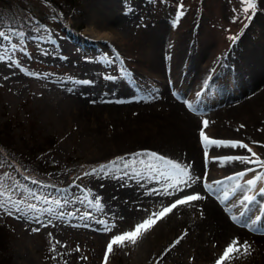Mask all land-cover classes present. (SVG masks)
Returning a JSON list of instances; mask_svg holds the SVG:
<instances>
[{"label":"rangeland","instance_id":"374dc122","mask_svg":"<svg viewBox=\"0 0 264 264\" xmlns=\"http://www.w3.org/2000/svg\"><path fill=\"white\" fill-rule=\"evenodd\" d=\"M50 1L0 0V32L4 33V36H0V56L12 57L11 61L7 59L0 61V125L7 124L8 130L12 131L14 136L9 148L10 156H12V150L22 153L26 152L28 147H36V155L32 156L31 164L27 165L20 164L0 148V177L3 178L2 182L5 185L11 184L16 187L13 199L23 196L27 198V202L36 203L42 207L49 205H42L41 201L33 200L32 194L53 200L67 199L70 202L63 207L65 215L58 216L60 209L52 205L55 211L40 215V222L32 219L31 216L19 217L10 205L5 204L0 207V237L4 238L6 244L3 257L9 260L10 264H105L107 245L112 237L134 231L137 223H130L120 216L98 210L97 207L90 208L87 202L80 204L75 201L74 197L83 198L85 195L91 199L88 195L90 181H95L99 175L100 178L104 177L102 174L85 175V173H91L92 168H99L108 159V162L119 156L133 159L134 156L130 155L131 153L127 155L126 152L137 148L160 149L159 145L161 144L158 142L174 147L168 151V154L161 149V153L157 152L159 155L166 158L168 155H172L177 162L182 161L184 150L177 143L183 137L176 132L177 129L174 126H169L154 118L119 119L105 113L92 114L87 111H81V115L78 117H64L56 106L50 108L47 100L66 88L88 86L72 83L76 79H82L81 75L73 74V70L83 64L98 68L101 85L96 86L95 93L102 95L112 90H120L122 91L120 94H126L123 95L124 98L130 96L140 102H145L147 97L146 100L153 96L156 98L159 86L143 75L142 70H147L146 66L144 67L136 61L134 68L130 69L129 76H126V73H121L120 70L122 69L121 63L125 66V63L128 62L124 57L132 56L133 52L138 50V37L140 33L149 28L148 18L156 19L165 11L169 23L171 22L170 25H181L182 31L187 30L185 21L191 20L189 35L182 40L184 43L188 42L189 48H191L190 53H198L199 50L203 51L204 49L206 58L202 59L203 61H198L201 68L206 65L211 56L214 57L212 66L208 68L210 71L207 79L202 82L204 87L195 83L194 71L183 65L175 74L173 73L174 78H170L169 75L172 74V71L168 69V75L167 72L164 75L167 79L164 81L165 88L170 89L171 82L174 83L176 80L178 82V85L176 84L177 92L181 91L179 88L184 90V93L181 92L180 95L181 101L186 102L191 98L194 99L191 102L193 112L191 113L187 109L188 107L186 110L197 119L199 118L201 123L204 120H212L208 118L213 115L215 110L216 112L224 110L227 104L223 91L216 88L218 86L214 84V77L225 72L226 68L231 71L235 70V66L232 65L222 68V56L225 55V58L227 56V60H229L246 47L250 56L258 53L260 54L258 56H262L263 54L264 29L257 19L264 18V0H255L256 9H249L247 13L244 11L247 7L244 0H119L116 7L112 5L113 10L109 9L111 13L116 15L134 14L136 16L135 24H133L134 31L130 36L133 37V40L124 44L125 46H118L117 42H112L109 38L102 39L104 41L101 42L102 33L105 32H98L99 30L94 28L88 17L83 15V9L87 7L86 4L90 0ZM138 1L139 7L137 6ZM180 3L184 5L183 16H179L176 11ZM216 5H219L218 9L211 7ZM9 6H12V10L8 8ZM248 15H252L253 18L248 20ZM202 20L206 26L204 28ZM170 30L171 27L166 30L167 35ZM207 33L208 36L210 35V40L206 36ZM232 36H236L238 39L233 42L230 40ZM4 37H9V39ZM200 38H207L206 48L202 46ZM51 42L56 46L52 47ZM117 53L121 55V59H114ZM105 55L114 59V63L110 64L108 60L103 59L102 57ZM249 61L253 62L254 59ZM186 62L183 60V63L186 64ZM76 71L79 73V70L76 69ZM256 71L261 74L260 77L264 78V56ZM255 73L250 74L255 77ZM107 75H111L115 79L109 81L104 78ZM15 76L19 79L12 80ZM227 76L224 78H227L230 83L227 81L226 84L232 85V78ZM224 78L218 77L216 82ZM237 78L238 76L234 81V84L238 85L236 91L233 88L235 86L229 88L228 85L224 90L227 98L234 97L231 101L234 106L238 105V100H236L238 89L239 91L243 90V85L237 83ZM242 78L248 80L246 87L251 85L252 82H249L248 75L242 74ZM127 83L128 85H126ZM263 84L261 87L264 86ZM251 90L253 91V88L250 87L244 94H248L249 97ZM153 93L154 95H152ZM168 93L170 95V90ZM261 101L259 108L229 118V120H225L226 122L219 123L218 127L211 126L207 131L206 128L204 130L195 128L194 138L190 139L191 147L199 152L204 167H207L204 168L206 181L213 185V190L208 191L203 187L201 181L197 180L200 188L219 201L218 207L226 216L235 215L239 219V213L243 210L247 215L243 217L244 222L250 223L252 219L259 217V221L252 224L254 229L246 228L252 234H264V195L258 190L259 187L264 186V179H261L264 177V167L259 164L225 160L223 157L227 155L250 156L251 154L246 149L238 147L205 146L199 133L204 131L210 139L246 143L257 156H262L264 152V98ZM242 125L243 127H241ZM254 126L263 129L262 133L258 132V136L260 135L258 141H253L255 139L251 140L249 137L250 133H255ZM98 136H106L109 142L106 145L96 142L95 138H99ZM171 136H174L175 141L169 139ZM205 153L208 155L205 156ZM112 156L115 157L112 158ZM210 157L213 159L210 160ZM168 158L170 159V157ZM141 159L145 161L144 164L139 163ZM136 161V170L142 174H146L148 171V163H157L146 156L137 157ZM221 166H229V168ZM241 171L245 172L244 177L235 180L228 179ZM210 172L214 174L211 176ZM249 179L255 180L256 184L248 186L246 181ZM34 180L39 183L34 184ZM194 180L195 178L191 177L190 181ZM94 181L92 182L95 183ZM215 181H223V187L229 193L228 201L224 200L223 192L215 190L217 188ZM235 184H240L242 187L233 195L232 188ZM62 189H67V192ZM29 190L31 191L29 192ZM244 195L255 198L246 202L242 209L231 208V204L242 199ZM151 209V218L154 217V214L158 215L162 211L153 208V206ZM73 211L77 213L75 216L70 214ZM85 212H90L91 217L83 220L80 217ZM98 219L109 225L110 230L104 229L101 224H98L96 222ZM230 221L240 225L236 221L231 219ZM33 229L37 230L33 231ZM258 231L261 232L258 233ZM143 233L144 231L141 230L135 243L127 241L123 245H113L112 252L107 253V264H149L145 260L142 250ZM198 251L197 248H190L179 259L180 261L161 259L157 264H210L207 259L199 257ZM228 262L226 260L224 264ZM211 264L216 263L211 262Z\"/></svg>","mask_w":264,"mask_h":264},{"label":"bare ground","instance_id":"6f19581e","mask_svg":"<svg viewBox=\"0 0 264 264\" xmlns=\"http://www.w3.org/2000/svg\"><path fill=\"white\" fill-rule=\"evenodd\" d=\"M118 4L119 0H90L86 4L87 9H83V15L84 17H88L90 23L93 24L94 28L99 30L98 32H105L102 33L103 36L101 38V42L104 41L102 39L109 38L110 41L117 42V45L121 46L129 43L133 38H131L130 36L134 31L133 24H135L134 21L136 20V16L134 14L116 15L111 13L109 9L113 10L112 5L116 7ZM137 6L139 7V1ZM218 6L219 5L211 7L218 9ZM257 20H259L261 26L264 29V18H258ZM148 22V30L140 33L138 37V50L133 52L132 56L127 55L124 57L128 62H126L127 64L125 63V66L121 63V68L126 69L124 73H126V76H129L130 69L134 68L133 66L136 61H138L142 66H146L145 68L147 70H142L144 73L143 75L151 79L153 82H155V84L159 86L156 98L155 96H153L146 100L148 98L147 97L145 98V102H140L139 100H134L133 97L130 96H125L124 98L123 95L126 94H120L122 92L120 90H112L107 94L101 93L102 95L95 93L94 90H96V86H99L100 84V74H98V68L92 67L88 64H83L79 65L76 68L77 70H79V73L75 69L73 70V74L81 75L82 79L93 80L95 82L94 85H88L82 88H66V90L64 89L59 91V94L56 93L58 95H55L52 98L50 97L47 102L50 108L56 106L58 110H61L64 117H78L79 115H81V111H87L92 114L105 113L107 115H110L111 117H118L119 119L123 118L130 120L132 118H135L142 120L154 118L161 120L162 122H164V124L167 123L169 126H174L177 129L176 132L178 134L180 133L183 137L177 143L184 150L182 153L183 159L179 162L183 165H190V176L196 178L202 173H205V169L207 167H204L199 152L193 149V147H191L190 139L192 140L194 138L193 134L195 128H202V123L201 120L199 122V118L197 119L196 116L194 117L191 114L193 112V107L191 106L189 108V105L192 104L191 102L194 99L192 100L191 98L187 100L188 102L181 101L182 99L180 95L181 92L184 93V90L182 88H179L181 91H179V93L177 92L176 84L178 85V82L176 80L174 83L171 82L170 89H166V84H164V81L167 79L164 75L166 72L168 75L169 69L172 71V74L170 73L169 75L170 78H174V74L179 69H181L183 65H185L187 69L194 71V81L198 86H200L202 85L203 80L207 79L208 72L210 71L208 70V68L212 66L214 62V57L212 58L211 56V58H209V61L206 62V65L201 68L199 62L202 59L204 60V58H206V53L203 52L204 49L203 51L199 50L198 53L189 52L191 48H189L188 42L184 43L182 39L186 38V36L189 35V24L191 23V20L188 19L187 21H185V25L187 28L186 31H182L180 29L182 27L181 25L175 24L176 26H171V22L169 23V18L167 12L165 11H163V15H159L158 17H156V19L148 18ZM202 24L203 28L206 27L204 25V21ZM170 27L171 30L167 35L166 30H168ZM97 35L99 36V33ZM206 36L208 37V40H210V35L208 36V33L206 34ZM201 40L202 46H205L206 48L207 38H202ZM51 45L52 47L56 46V44L53 42H51ZM252 55L253 56H250L248 48L246 47V49L244 48L241 53H236V56L234 54L235 57L229 60H227V56L226 58L224 57L225 55L222 56V68L224 69V67H231L232 65L235 66V70L231 71V69L227 70L226 68L225 72L219 73V75L214 77L215 81L213 79L214 84H217L218 86L216 88L221 89L223 91V96H225L227 104L225 103L226 107L224 108V110H220L217 112L215 110L213 115L208 118L212 120L207 121L212 122L211 124L210 122L208 123L206 131L210 129L211 126L218 127L219 123L221 124V122H224L227 119L229 120V118H234L237 115H242L244 112H250L259 108V105L262 103L261 100L264 98V86L261 87V85L264 83V78L260 77L261 74H258L256 70L258 69L260 62L263 59L264 47L262 56H258L260 55L259 53L257 55ZM119 56L121 55L119 54ZM251 59H254V61H249ZM183 60L187 61L186 64L183 63ZM252 72H256L255 77L251 76L250 73ZM242 74L245 76H249V82H252L250 86L246 87V83L248 82V80L242 78ZM227 75L232 78V85H229L230 81H228L227 78H224ZM237 76V83L243 85V90L239 91L238 89V94H236V100H238V105L234 106L232 104L233 102H231L234 97L227 98L228 96L224 93V90L227 89L228 85L229 88L235 86L233 88H235L236 91L238 85L236 86L234 84V81ZM218 77L224 79L216 82ZM18 79L19 77L17 76L12 78V80ZM227 81L229 83L226 84ZM126 85H128V83ZM250 87L251 89L253 88V91L251 90V94H249L248 97V94H244V92L246 93V91ZM169 90L170 95L168 93ZM152 95H154V93ZM186 108L191 113L186 110ZM202 129L204 130L205 128ZM253 130L255 131V133H250L249 137L251 140L252 138H254L255 140L253 141H258L257 139L260 136H258V132L262 133L261 130L263 131V129L262 127L254 126ZM197 132L195 133L197 134ZM173 138L174 136H171L169 139L171 141H175ZM95 141L101 142L105 145L107 142H109L106 136L95 138ZM158 144H161L159 145L160 149L151 150L148 148L147 150L161 153V149H163V152H166V154H168L169 150L174 149V147L165 143L158 142ZM143 150L145 149L137 148L133 151L126 152V154L128 155V153H131L130 155H132L133 153L141 152ZM114 157L112 156V158ZM168 157L176 161L172 155H168ZM258 157L261 160H264V152L262 156L259 155ZM136 158L134 157L133 159ZM211 159L213 158L210 157V160ZM108 160H105L106 163L103 164L109 163L110 161L108 162ZM128 160L131 161L132 159ZM221 167L226 169L229 168V166ZM210 174L212 176L214 173L210 172ZM145 175H142L141 178H136V182H134L133 179H129L128 177H125L123 180H121L116 178L114 175L104 176L101 178L99 175L97 176L95 181L92 180L95 183L90 181V184L88 185V187L90 188L88 195L93 200H95L96 198H102L101 205L103 210L97 207L98 210H101L106 213H111L112 215L120 216L121 218H124L125 221H128L130 223L135 222L137 223V225L143 223L145 220L149 219L152 216V206L155 209H161V212H163L165 208L170 207L175 200L182 198L186 194L200 193L201 195H207V199L191 202L185 205H178L175 209H173L171 212L167 213L162 217L159 216V214L153 215L155 222L149 228L142 229L144 231V235L141 241L145 260L149 264H157L161 259H172V261L179 260L183 257V255H185V252L190 248H197L199 250L197 253L199 257L207 259L210 264L211 262L216 263V261L223 255L224 250L227 249V247L232 243V241H237L238 244L241 246H243L245 242H247L248 248L247 251H245L244 248L241 247L238 252L234 251L232 254H230L229 258L227 259L229 261L227 264H264V234H252L245 227L242 228L240 225L232 223L230 221L232 216L230 214L228 216L224 214L220 207H218L219 201L215 200L213 197L209 196L204 190H202L196 179L194 181L189 180L191 187H185L184 191H175L172 195H167V193H165L164 195H156L155 193H150L148 191V189H150L155 184L154 181H149L144 187L138 186L139 181L145 178ZM185 179L188 178L185 177ZM164 184L165 182L161 181V183L156 186L163 187ZM169 191H171V189H169ZM221 208L223 209V207ZM224 210L226 211V208ZM259 232L261 231H258V233ZM178 239L179 243H175Z\"/></svg>","mask_w":264,"mask_h":264},{"label":"snow or ice","instance_id":"6c2138e0","mask_svg":"<svg viewBox=\"0 0 264 264\" xmlns=\"http://www.w3.org/2000/svg\"><path fill=\"white\" fill-rule=\"evenodd\" d=\"M244 3L247 4V7L244 9L245 13L248 12L249 9L255 10L257 7V4L255 0H244ZM184 5L182 3L178 6V15L183 16L184 15ZM253 17L252 15H248L247 19L251 20ZM0 36H4L3 32H0ZM5 39H9V37H4ZM238 39L236 36L230 37V40L235 42ZM103 59L108 60V62L114 63V59H121L119 54H115L114 59L109 58L108 55H105L102 57ZM11 61V56H0V61L3 60ZM10 66V65H9ZM121 73H124L126 69H121ZM105 79L111 81L115 79V77L111 75H107L104 77ZM71 79V78H70ZM72 83H78L82 85H94L93 80L89 79H76L72 81ZM205 85L202 84V87ZM71 90V89H69ZM199 94V93H198ZM191 107V105H189ZM208 121L204 120L202 122V128H206L208 126ZM243 127V125L241 126ZM200 139L204 143L205 146L208 145H216V146H231L233 148H243L246 149L248 153H250V156H244V155H227L223 157L227 161H241L245 162L247 164H259L262 167H264V160H261L255 152L252 151V149L249 147L248 144L242 143L240 141H225V140H218V139H210L204 131H200L199 133ZM134 157H141L146 156L151 158L152 160L156 161L157 163H148L147 164V173L142 174L141 172L137 171L135 168V165L137 163L136 159H132L129 161L124 156L116 157L114 160L110 161L107 164L100 165L99 168H92L91 173H85V175H96V174H102L104 176H110L114 175L116 178L123 180L125 177H128L129 179H133L134 182H136V178H141L142 175H145V178L141 179L138 183V186L144 187L149 181H154L155 184L148 189L150 193H155L156 195H164L167 193V195H172L175 191H184L185 187L190 188L191 184L189 183V180H191L190 176V165H183L180 162L174 161L172 159H168L163 155H159L155 151L150 150H143L141 152H136L132 154ZM208 154L205 153V156ZM219 159V158H217ZM140 164H144L145 161L141 159L139 161ZM248 171H251V169H248ZM245 176V172H237L234 177H229L228 179L235 180L241 177ZM187 177L188 179H185ZM196 180L201 181L203 187L208 190H213V185L210 183H207L206 181V173H202L200 176H197L195 178ZM261 179H264V177H261ZM3 178L0 177V207H3L5 204L10 205L11 208L15 211L16 214H18L19 217H29L31 216L32 219L39 221V217L42 214L45 213H52L55 211V208L52 207V205H55L56 208H59L60 211L58 212V216L65 215L63 211V207L67 205L70 201L67 199L60 200V199H49L48 197L39 196L32 194L31 198L33 200L41 201L42 205H49L48 207H42L38 206L36 203L27 202V198L21 196L19 199H13V195L16 192V187H14L11 184L5 185L3 182ZM161 181H164L165 184L163 187H157L156 185H159ZM34 184L39 183L38 181H33ZM215 185H217V188L215 189L218 192H223V198L225 201L229 200V193L226 189L223 187V181H215ZM246 184L248 186H252L256 184L255 180L249 179L246 181ZM183 186V187H182ZM240 184H235L232 188V194L235 195V193L241 189ZM171 189V191H169ZM259 192L264 195V186L259 187ZM31 190H29L30 192ZM62 191L67 192V189H62ZM254 196L244 195L242 199H238L237 201H234L231 204V208H243L246 202H250L254 200ZM75 201L79 202L80 204H83L85 202L88 203V206L91 207H99L102 209L101 205V199L102 198H96L95 200H91L88 198L87 195H85L83 198L80 197H74ZM207 199V195H201L200 193H194V194H186L180 199L175 200L170 207L165 208L163 212L159 213V216H164L167 213L171 212L173 209H175L178 205H185L189 204L191 202L199 201ZM11 214V213H9ZM71 215L75 216L77 213L73 211L70 213ZM155 215V214H154ZM246 215V212L241 210L239 213V219L237 216L233 215L231 219L233 221H236L238 224H240L242 227H251L252 224H256L259 221V217L252 219L250 223L244 222L243 217ZM91 217L90 212H85L80 218L83 220L89 219ZM98 224H101L104 229L110 230V226L107 225L103 220H97ZM154 219L151 217L147 220H145L143 223L136 225L134 231L124 232L119 235H115L112 237L111 241L107 245L106 254L104 257L105 264H107V253H111L113 250V245L119 244L123 245L127 241H131L132 243L136 242L137 235L141 232L142 229L149 228L153 223ZM90 226V225H85ZM37 229H33V231H36ZM179 243V239L175 242ZM243 247L245 251H247L248 245L247 242L243 246L239 245L237 241H232V243L227 247L226 250H224L223 255L216 261V264H224L225 260H227L234 251L238 252L240 248Z\"/></svg>","mask_w":264,"mask_h":264},{"label":"trees","instance_id":"16d2710c","mask_svg":"<svg viewBox=\"0 0 264 264\" xmlns=\"http://www.w3.org/2000/svg\"><path fill=\"white\" fill-rule=\"evenodd\" d=\"M53 1L54 0H51L50 2H53ZM11 7L12 6H9L8 8L12 10ZM13 138L14 136L12 134V131L10 132L8 130V125L7 124L0 125V148L4 149L8 153V155H9V148L12 145L11 140ZM12 151H13V153L11 152L12 156L10 155L9 156L17 160L22 165L31 164L32 156L36 155V147L34 146L28 147L27 151L25 150L27 153L26 152L18 153L16 150H12ZM33 169L35 170V168ZM36 172L38 173V171ZM5 247H6L5 240L3 237H0V264H10V261L6 260L3 257V252L5 255V250H6Z\"/></svg>","mask_w":264,"mask_h":264}]
</instances>
